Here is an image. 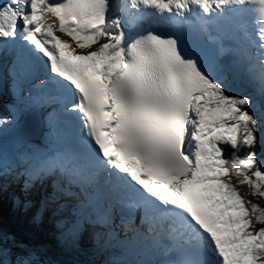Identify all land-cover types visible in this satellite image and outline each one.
<instances>
[{
  "label": "snow or ice",
  "instance_id": "1",
  "mask_svg": "<svg viewBox=\"0 0 264 264\" xmlns=\"http://www.w3.org/2000/svg\"><path fill=\"white\" fill-rule=\"evenodd\" d=\"M248 196L264 0H0V264H264Z\"/></svg>",
  "mask_w": 264,
  "mask_h": 264
},
{
  "label": "rangeland",
  "instance_id": "2",
  "mask_svg": "<svg viewBox=\"0 0 264 264\" xmlns=\"http://www.w3.org/2000/svg\"><path fill=\"white\" fill-rule=\"evenodd\" d=\"M59 33H57L58 35ZM65 38V37H64ZM241 192H245L247 189L246 187H242L241 189ZM246 199H249L251 200L253 203H257L260 207H264V199H260V198H256V197H251V196H248L246 197ZM257 227H260V225H257Z\"/></svg>",
  "mask_w": 264,
  "mask_h": 264
}]
</instances>
